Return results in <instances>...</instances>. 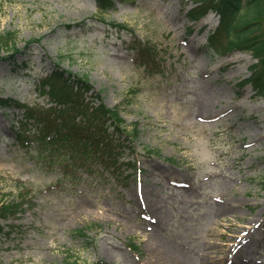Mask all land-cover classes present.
<instances>
[{"label": "rangeland", "instance_id": "374dc122", "mask_svg": "<svg viewBox=\"0 0 264 264\" xmlns=\"http://www.w3.org/2000/svg\"><path fill=\"white\" fill-rule=\"evenodd\" d=\"M196 5L0 0V32L16 30L22 51L0 59L1 97L49 107L40 83L59 64L139 131L120 181L62 178L60 159L44 168L16 142L21 110L0 107V200L26 198L0 220V264H264V98L243 85L256 60L226 50L213 11L190 21ZM143 44L158 54L153 68L137 60Z\"/></svg>", "mask_w": 264, "mask_h": 264}, {"label": "trees", "instance_id": "16d2710c", "mask_svg": "<svg viewBox=\"0 0 264 264\" xmlns=\"http://www.w3.org/2000/svg\"><path fill=\"white\" fill-rule=\"evenodd\" d=\"M117 1L130 2L96 0V3L102 12H108L117 7ZM196 4L188 13L190 21H199L214 11L221 19L216 33L220 37L224 35L228 40L226 50L240 49L251 53L257 60L251 66L250 78L243 81V85H252L257 96L264 98V0H196ZM17 36L16 30L0 32V59H13L17 53L22 52L17 48ZM34 41H27L25 48ZM209 41L210 48L218 52L217 42L220 40L212 36ZM137 55L140 64L150 68H153L154 57L158 58V54L147 44L140 45ZM46 89L53 101L49 107H32L0 96L1 108L16 107L23 113V118L15 123L18 129L15 128L13 135L27 155L42 158L41 166L44 168L55 165V160L60 159V176H75L78 180L83 178L78 175L81 171L102 175L109 172L120 181L124 166L135 168L134 162L122 159L126 154L123 146L126 141L129 143V151H133L130 146L139 132L136 125L128 129L119 109L107 107L88 78L65 70L58 64L53 73L40 83V90L47 93ZM32 150L37 154L33 155ZM149 152L159 155L158 151ZM261 183L264 189V180ZM25 201L23 197L21 201L0 200V220H6L22 211ZM90 227L98 225L90 224L86 228L77 229L74 234L87 237L86 230ZM2 232L0 225V234Z\"/></svg>", "mask_w": 264, "mask_h": 264}, {"label": "bare ground", "instance_id": "6f19581e", "mask_svg": "<svg viewBox=\"0 0 264 264\" xmlns=\"http://www.w3.org/2000/svg\"><path fill=\"white\" fill-rule=\"evenodd\" d=\"M208 105L207 104H204L203 106H202V108H201V116L202 117H212V115H209V111H208V107H207ZM211 114V113H210Z\"/></svg>", "mask_w": 264, "mask_h": 264}]
</instances>
